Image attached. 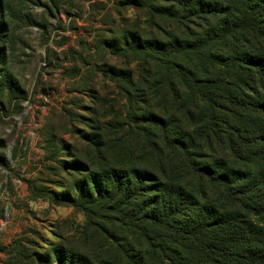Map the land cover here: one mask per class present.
Listing matches in <instances>:
<instances>
[{
    "label": "trees",
    "instance_id": "16d2710c",
    "mask_svg": "<svg viewBox=\"0 0 264 264\" xmlns=\"http://www.w3.org/2000/svg\"><path fill=\"white\" fill-rule=\"evenodd\" d=\"M130 4L157 32L115 47L133 64L103 74L123 117L84 166L101 187L77 186L109 215L67 197L104 219L100 264H264V0Z\"/></svg>",
    "mask_w": 264,
    "mask_h": 264
},
{
    "label": "rangeland",
    "instance_id": "374dc122",
    "mask_svg": "<svg viewBox=\"0 0 264 264\" xmlns=\"http://www.w3.org/2000/svg\"><path fill=\"white\" fill-rule=\"evenodd\" d=\"M131 1L0 0V264L107 261L92 224L104 219L67 197L79 198L83 180L101 187L84 166L101 124L123 117V96L103 74L125 73L132 60L115 47L157 32ZM91 207L109 215L110 206Z\"/></svg>",
    "mask_w": 264,
    "mask_h": 264
}]
</instances>
